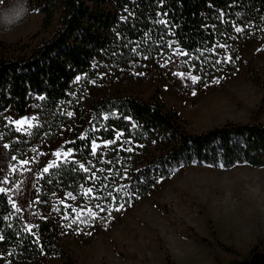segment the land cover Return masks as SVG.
I'll return each mask as SVG.
<instances>
[{
    "label": "trees",
    "instance_id": "obj_1",
    "mask_svg": "<svg viewBox=\"0 0 264 264\" xmlns=\"http://www.w3.org/2000/svg\"><path fill=\"white\" fill-rule=\"evenodd\" d=\"M33 5L44 15L45 28L58 13L60 22L50 38L24 54L0 41V138L8 153L25 160L80 114L62 145L78 158L51 165L38 180V198L51 202L67 226L87 236L109 228L114 216L182 168H264L262 123L226 122L193 133L159 93L150 100L133 94L92 99L87 86H75L99 72L143 71L175 48L182 52V68L197 76L195 89L222 84L245 64L243 50L256 43L264 53V0H33ZM250 75L261 83L253 65ZM32 103L37 116L31 128L6 122L11 106L24 116ZM59 194L65 199H54ZM65 230L52 218L30 229L9 191L0 189V264H75L62 243ZM226 264H264V243Z\"/></svg>",
    "mask_w": 264,
    "mask_h": 264
},
{
    "label": "rangeland",
    "instance_id": "obj_2",
    "mask_svg": "<svg viewBox=\"0 0 264 264\" xmlns=\"http://www.w3.org/2000/svg\"><path fill=\"white\" fill-rule=\"evenodd\" d=\"M8 2L3 0L0 6ZM28 8L19 25L10 31L0 27V41L12 43V51L20 54L50 38L60 22L58 13L45 28L44 15L34 10L33 0H28ZM181 54L175 48L157 55L143 71L99 72L88 78V84L80 78L75 86H87L85 93L92 99L133 94L150 100L159 93L167 109L178 111L188 132L226 122L264 124V53L256 43L242 51L245 64L236 76L201 89L194 88L197 76L182 68ZM251 65L258 70L260 84L251 79ZM4 116L7 123L26 130L35 123L37 111L32 103L20 116L11 106ZM79 123L76 112L53 141L25 160L8 153L0 138V189L9 191L30 229L47 218L66 228L62 243L75 264H226L249 254L257 242L264 243V168L244 164L230 169L182 168L173 179L161 181L150 196L114 216L109 228L88 236L75 226L70 228L51 202L38 198V180L51 165L78 158L73 149L62 145ZM57 198L65 199L60 194Z\"/></svg>",
    "mask_w": 264,
    "mask_h": 264
},
{
    "label": "clouds",
    "instance_id": "obj_3",
    "mask_svg": "<svg viewBox=\"0 0 264 264\" xmlns=\"http://www.w3.org/2000/svg\"><path fill=\"white\" fill-rule=\"evenodd\" d=\"M28 14V0H9L7 5L0 6V27L5 31H10L19 25Z\"/></svg>",
    "mask_w": 264,
    "mask_h": 264
},
{
    "label": "crops",
    "instance_id": "obj_4",
    "mask_svg": "<svg viewBox=\"0 0 264 264\" xmlns=\"http://www.w3.org/2000/svg\"><path fill=\"white\" fill-rule=\"evenodd\" d=\"M4 149H5V147H3ZM5 151H6V149H5Z\"/></svg>",
    "mask_w": 264,
    "mask_h": 264
},
{
    "label": "snow or ice",
    "instance_id": "obj_5",
    "mask_svg": "<svg viewBox=\"0 0 264 264\" xmlns=\"http://www.w3.org/2000/svg\"><path fill=\"white\" fill-rule=\"evenodd\" d=\"M239 31V29H237Z\"/></svg>",
    "mask_w": 264,
    "mask_h": 264
}]
</instances>
